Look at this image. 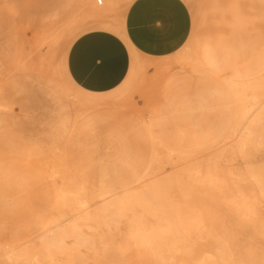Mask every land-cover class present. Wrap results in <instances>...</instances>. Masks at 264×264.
<instances>
[{"label":"rangeland","instance_id":"obj_1","mask_svg":"<svg viewBox=\"0 0 264 264\" xmlns=\"http://www.w3.org/2000/svg\"><path fill=\"white\" fill-rule=\"evenodd\" d=\"M134 1L103 0L100 5L96 0H0L1 189H8L14 175L25 172L31 128L87 151L124 144L130 155L142 161L140 173L147 175L183 174L177 164L190 147L195 158L190 167L201 174L212 169L215 177L213 183L206 181L202 196L189 197L188 205L206 217L205 223L216 221L228 231L250 233L251 223H264V175L253 176L246 169L264 168V157L251 160L231 144L230 129L227 124L221 131L216 128L205 96L206 85L223 76L214 71V56L222 45L235 50L239 62L264 46V16L252 0H179L188 19L185 38L169 52H137L131 57L123 82L98 94L114 97L89 121L77 114V106L96 94L83 91L63 75L60 48L52 54L50 67L45 62L47 47L32 46L35 19L44 18L60 30H88L104 18V12L122 30L123 17ZM28 101L36 104L34 111ZM33 116L40 121H33ZM214 139L226 143L225 148L205 158ZM94 172L97 175L99 170ZM238 206L249 210L247 217L237 212ZM25 234L23 223L14 224L7 205L1 206L0 249ZM186 237L194 239L198 234L193 229Z\"/></svg>","mask_w":264,"mask_h":264},{"label":"bare ground","instance_id":"obj_2","mask_svg":"<svg viewBox=\"0 0 264 264\" xmlns=\"http://www.w3.org/2000/svg\"><path fill=\"white\" fill-rule=\"evenodd\" d=\"M252 2L264 16L258 1ZM96 3L102 5L103 0ZM101 15L92 28L126 37V30ZM43 19L32 24V46L47 47L45 62L50 67L52 54L60 48L62 73L74 84L66 68L67 52L88 30H60ZM234 51L222 45L214 56V71L223 76L206 85V104L219 131L227 124L231 144L259 160L264 157V46L241 62ZM136 53L131 47L132 58ZM91 94L96 95L77 106L84 121L97 117L114 97ZM28 107L34 111L36 104L28 101ZM32 119L40 121L38 116ZM29 131L25 172L14 175L6 190L0 178V207L7 205L12 222L23 223L26 234L1 247L0 264H264V223H251L250 233L228 231L223 223H205L206 217L188 205L189 197L202 196L206 181L213 183L215 177L212 169L201 174L190 167L195 161L190 147L177 164L183 174L147 175L140 173L142 161L124 144L87 151L60 143L53 133ZM213 142L205 158L225 148L220 139ZM259 166H249L246 172L264 175ZM235 209L247 217V208ZM193 229L198 237L189 239L186 235Z\"/></svg>","mask_w":264,"mask_h":264},{"label":"crops","instance_id":"obj_3","mask_svg":"<svg viewBox=\"0 0 264 264\" xmlns=\"http://www.w3.org/2000/svg\"><path fill=\"white\" fill-rule=\"evenodd\" d=\"M264 10V0H257ZM122 30L96 27L70 44L66 68L73 83L84 91L105 93L126 78L131 47L137 52L159 55L175 49L188 29L186 11L179 0H136L127 9Z\"/></svg>","mask_w":264,"mask_h":264}]
</instances>
